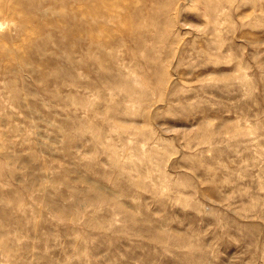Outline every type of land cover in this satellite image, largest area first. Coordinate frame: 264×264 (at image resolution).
<instances>
[{
	"label": "rangeland",
	"instance_id": "obj_1",
	"mask_svg": "<svg viewBox=\"0 0 264 264\" xmlns=\"http://www.w3.org/2000/svg\"><path fill=\"white\" fill-rule=\"evenodd\" d=\"M2 8L0 264H264V0Z\"/></svg>",
	"mask_w": 264,
	"mask_h": 264
},
{
	"label": "bare ground",
	"instance_id": "obj_2",
	"mask_svg": "<svg viewBox=\"0 0 264 264\" xmlns=\"http://www.w3.org/2000/svg\"><path fill=\"white\" fill-rule=\"evenodd\" d=\"M64 1H65V0H64ZM61 8H63V7H61ZM0 11L4 13V9H3V8L0 9ZM7 15H8V12H7ZM2 24H3V23L0 22V28L2 27ZM75 24H77V23H75ZM16 28H17V27H16ZM77 31H78V30H77ZM77 39H78V38H77ZM78 41H79V40H78ZM78 51H79V50H77V53H78ZM67 55H68V54H67ZM78 55H79V53H78ZM68 58H69V57H68ZM223 124L225 125L224 121H223ZM224 125H223V126H224ZM226 126H227V125H226Z\"/></svg>",
	"mask_w": 264,
	"mask_h": 264
}]
</instances>
